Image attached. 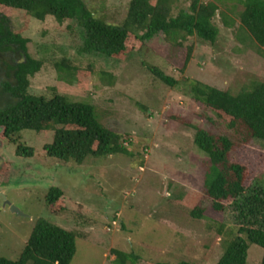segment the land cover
Wrapping results in <instances>:
<instances>
[{
    "label": "rangeland",
    "instance_id": "374dc122",
    "mask_svg": "<svg viewBox=\"0 0 264 264\" xmlns=\"http://www.w3.org/2000/svg\"><path fill=\"white\" fill-rule=\"evenodd\" d=\"M82 1L94 16L112 24L123 22L129 2ZM190 1L178 0L175 6L187 7ZM222 2L234 4L235 12L243 7L238 1ZM218 5L214 43L193 35L182 46L159 39L142 44L131 31L127 49L116 57L80 52L83 30L75 20L58 23L47 16L41 21L25 10L0 5L10 29L28 38L29 55L43 63L30 78L29 91L57 92L92 104L99 121L119 134L126 148V153L88 156L79 164L45 153L50 130H23L22 140L34 147L27 158L16 155L15 144L0 130V255L16 259L35 219L43 217L75 232L70 264H112L113 249L136 254V264L217 262L237 225L229 210L211 206L203 183L209 160L194 144L196 128L232 139L228 157L244 166L245 185L264 175V142L256 141L242 122L186 93L190 80L233 92L252 80H264V53L244 44L235 12ZM221 11L234 19L231 26ZM62 57L78 70L58 72L54 62ZM148 65L178 85L163 83ZM52 186L61 195L48 204L45 194ZM6 201L24 215L11 211ZM194 208H201L204 217L192 216ZM262 255L259 245L249 243L246 264H261Z\"/></svg>",
    "mask_w": 264,
    "mask_h": 264
},
{
    "label": "trees",
    "instance_id": "16d2710c",
    "mask_svg": "<svg viewBox=\"0 0 264 264\" xmlns=\"http://www.w3.org/2000/svg\"><path fill=\"white\" fill-rule=\"evenodd\" d=\"M177 1L129 0L121 24L94 16L82 0H0V5L25 10L41 21L47 16L58 23L75 20L83 30L79 50L82 53L121 56L127 49L131 31L142 44L159 39L172 46H182L183 41L193 35L214 43L219 29L213 19L218 4L226 6V3L191 0L187 7L177 8ZM234 1L243 6L241 10L235 12L234 4L226 8L235 12L244 30V44L264 53V0ZM220 13L227 26L234 23L227 13ZM27 43L28 38L13 32L6 16L0 13V130L5 139L15 144L16 155L27 158L34 155V147L21 138L23 130L39 133L43 129L51 133V140L43 144V149L49 157L58 160L80 164L88 156L126 153L121 136L99 121L92 104L68 100L57 92L45 95L29 91L30 78L43 63L29 55ZM191 50L188 46L187 57ZM54 67L67 74L78 70L66 57L54 62ZM148 70L168 86L178 85L175 78L158 67L148 65ZM186 93L195 101L242 122L256 141L264 142V80H252L236 92L190 80ZM193 141L209 160L203 183L212 208L222 212L229 210L237 225L215 264H246L249 243L263 249L261 264H264V175L244 184L245 168L229 160L228 153L234 143L227 136L215 137L205 129L196 128ZM59 195L58 187H50L45 194L46 203L51 204ZM223 200L228 203L224 204ZM191 215L204 217L201 208L191 210ZM75 251V232L38 217L18 257L9 259L0 255V264H70ZM112 253L115 254L112 264L137 263L138 256L132 252L113 249ZM177 264L193 263L181 260Z\"/></svg>",
    "mask_w": 264,
    "mask_h": 264
},
{
    "label": "water",
    "instance_id": "95a60500",
    "mask_svg": "<svg viewBox=\"0 0 264 264\" xmlns=\"http://www.w3.org/2000/svg\"><path fill=\"white\" fill-rule=\"evenodd\" d=\"M6 203L10 205V203H9L8 201H6ZM10 209H11V211H13V212H16V213H18V214L24 215L22 212H20V210H18V208H16V207L13 206V205H10Z\"/></svg>",
    "mask_w": 264,
    "mask_h": 264
}]
</instances>
